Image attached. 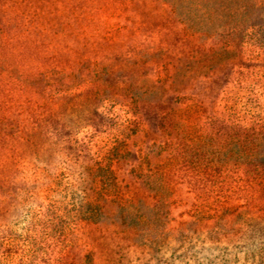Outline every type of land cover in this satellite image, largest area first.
I'll use <instances>...</instances> for the list:
<instances>
[{"label":"rangeland","instance_id":"obj_1","mask_svg":"<svg viewBox=\"0 0 264 264\" xmlns=\"http://www.w3.org/2000/svg\"><path fill=\"white\" fill-rule=\"evenodd\" d=\"M252 1L0 0V264H264Z\"/></svg>","mask_w":264,"mask_h":264},{"label":"trees","instance_id":"obj_2","mask_svg":"<svg viewBox=\"0 0 264 264\" xmlns=\"http://www.w3.org/2000/svg\"><path fill=\"white\" fill-rule=\"evenodd\" d=\"M173 1H177V0H173ZM252 2H253V7L252 8L255 11H254V14L250 17V20H249L250 21L249 23H251L250 27H254V26L258 25V23L264 18V14H263L264 10H263V7H262L264 5V0H253ZM173 10H174V13H175V10H176L175 9V3L173 5ZM171 17H174V15L172 14ZM174 19L176 21L177 18H174ZM161 23H162V27H161V30L158 33V35H159V37H158L159 40L158 41L160 42V45H161L160 48L164 49L165 45H166V41L167 40L169 41V39L171 38L170 37L171 35H173L174 33H177V32L179 33L180 31L181 32H185V31L182 30V26L181 25H177V23L174 24V25H171V24H169V22L167 20H163ZM178 24H180V23L178 22ZM167 47L168 46H166V48ZM167 49H169V47ZM81 98H82L81 94H76L74 96V99H76V100L77 99L80 100ZM74 99H71V100H74ZM43 116H45V114H43ZM37 121L38 120H35V118H33V117H30V118L28 117L26 120L23 121L24 122L23 125L19 127L20 132L23 133L22 139H23V143L24 144H26V143L28 144V142H29V139H27V137H26V131L27 130H31V129L35 130V127H37V125H38ZM0 202H1V200H0ZM26 264H30V261L29 262L26 261Z\"/></svg>","mask_w":264,"mask_h":264}]
</instances>
